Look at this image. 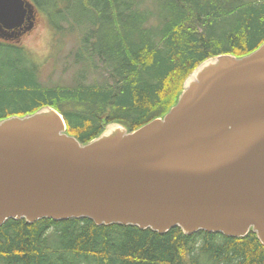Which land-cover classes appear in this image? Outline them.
<instances>
[{"label":"water","instance_id":"1","mask_svg":"<svg viewBox=\"0 0 264 264\" xmlns=\"http://www.w3.org/2000/svg\"><path fill=\"white\" fill-rule=\"evenodd\" d=\"M34 12L0 0V38ZM82 218L159 234L254 232L264 246V44L205 61L170 112L132 132L113 123L82 144L49 107L0 121V226Z\"/></svg>","mask_w":264,"mask_h":264},{"label":"trees","instance_id":"2","mask_svg":"<svg viewBox=\"0 0 264 264\" xmlns=\"http://www.w3.org/2000/svg\"><path fill=\"white\" fill-rule=\"evenodd\" d=\"M33 1L55 29L65 25L78 40L64 57L67 72L78 69L77 80L45 84L26 48L0 41V121L53 108L82 144L109 124L132 132L163 118L202 63L223 54L242 58L264 44V0H156V24L138 0ZM63 4L82 6L75 24L63 21ZM0 264H264V246L254 232L231 238L84 218L10 219L0 226Z\"/></svg>","mask_w":264,"mask_h":264},{"label":"rangeland","instance_id":"3","mask_svg":"<svg viewBox=\"0 0 264 264\" xmlns=\"http://www.w3.org/2000/svg\"><path fill=\"white\" fill-rule=\"evenodd\" d=\"M138 2L142 4L145 10L149 11L152 23L156 24L161 19L160 7L156 0H138ZM44 5L50 9L48 3H44ZM73 5H76V3ZM64 6L63 4L61 8L68 11V13L63 21L75 24L77 16L82 11V6H72L70 10ZM56 10L57 8L47 11L51 16L56 13ZM65 28L64 25V27L61 26L60 30L55 29L50 19L40 13L36 16L35 26L32 30L15 42L30 52L32 60L40 66L42 80L45 84L49 83V86H53L55 83L72 86L75 85L77 80L73 74H76L78 69L74 68L67 72V68L64 67V57L74 48L78 40L73 36V33L67 35ZM62 34L67 36L64 37ZM84 80L87 83L92 81L91 78H84Z\"/></svg>","mask_w":264,"mask_h":264},{"label":"flooded vegetation","instance_id":"4","mask_svg":"<svg viewBox=\"0 0 264 264\" xmlns=\"http://www.w3.org/2000/svg\"><path fill=\"white\" fill-rule=\"evenodd\" d=\"M36 21V20H35ZM35 21H32V23L33 24H35ZM28 32H30V31H28V30H26L25 28H22V29H20V30H18V32L17 33H19L20 35H19V37L20 36H24V35H26ZM13 34H14V32H12ZM22 36V37H23ZM21 38V37H20ZM20 38L19 39H15V40H20ZM14 41V40H13Z\"/></svg>","mask_w":264,"mask_h":264}]
</instances>
